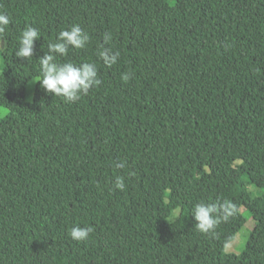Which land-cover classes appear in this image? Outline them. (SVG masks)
<instances>
[{"label":"trees","instance_id":"obj_1","mask_svg":"<svg viewBox=\"0 0 264 264\" xmlns=\"http://www.w3.org/2000/svg\"><path fill=\"white\" fill-rule=\"evenodd\" d=\"M0 12V264H264V0H0ZM74 24L90 40L56 60L95 62L101 84L66 102L37 81L27 102L37 59ZM28 25L41 39L19 59ZM102 47L119 53L111 67ZM224 200L235 213L199 232L193 206ZM248 218L244 251L227 254ZM77 225L87 240L71 239Z\"/></svg>","mask_w":264,"mask_h":264},{"label":"clouds","instance_id":"obj_2","mask_svg":"<svg viewBox=\"0 0 264 264\" xmlns=\"http://www.w3.org/2000/svg\"><path fill=\"white\" fill-rule=\"evenodd\" d=\"M10 23V17L0 12V35L5 32ZM38 39H41L39 29L31 25L26 26L19 37V47L15 51V56L19 59L32 58L35 42ZM102 39L107 44L112 37L110 34H105ZM89 40V34L79 24H74L70 28L60 31L55 41L48 44L47 51L37 59L41 77L35 80L39 82L40 87L46 93L63 97L66 102H75L82 95H87L90 89L101 84L95 62H83L77 65L71 61L61 64L56 60L57 55L66 56L70 48H85ZM98 55L105 66L111 67L117 62L119 53L113 52L108 47H102ZM121 78L127 82L130 79V74L124 73ZM116 167L124 168L125 164L119 162ZM124 186L123 178L117 177L115 187L122 190ZM235 211L236 206L230 200L212 203L199 202L193 206L191 216L195 228L199 232L207 234L215 229L221 220H228ZM92 231L91 226L77 225L71 228L69 235L71 239L81 242L87 240Z\"/></svg>","mask_w":264,"mask_h":264},{"label":"rangeland","instance_id":"obj_3","mask_svg":"<svg viewBox=\"0 0 264 264\" xmlns=\"http://www.w3.org/2000/svg\"><path fill=\"white\" fill-rule=\"evenodd\" d=\"M2 50V42H0V53ZM0 64H1V55H0ZM1 73V68H0ZM36 79L30 81L28 84V88L26 91V97L25 100L27 102H31L34 95L35 85L37 81ZM9 113V110L3 107H0V119L6 117ZM242 212L245 213L246 210L242 209ZM255 227V222L252 218H248L246 225L243 227V229L236 235L235 239L230 242L226 247V253L227 254H234V255H240L248 242L249 236L253 228Z\"/></svg>","mask_w":264,"mask_h":264}]
</instances>
